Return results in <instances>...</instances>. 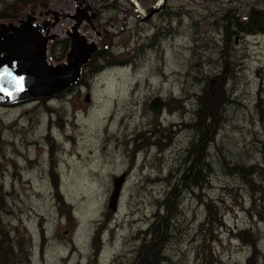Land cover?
<instances>
[{"label": "rangeland", "instance_id": "rangeland-1", "mask_svg": "<svg viewBox=\"0 0 264 264\" xmlns=\"http://www.w3.org/2000/svg\"><path fill=\"white\" fill-rule=\"evenodd\" d=\"M136 1L148 11L159 0ZM87 3L78 18L74 0H0V13L17 8L0 17V56L2 30L23 24L36 28L52 67L69 63L77 21L95 46L77 85L0 105V226L29 264H134L141 234L166 217L162 264H203V243L224 264H264V35L236 29L264 0H166L147 19L129 0ZM156 97L160 115L148 109ZM213 99L222 102L205 156L209 182L192 186L194 171L182 184L183 163L204 162L199 148L186 151L189 127ZM241 232L257 239L255 251Z\"/></svg>", "mask_w": 264, "mask_h": 264}, {"label": "water", "instance_id": "water-1", "mask_svg": "<svg viewBox=\"0 0 264 264\" xmlns=\"http://www.w3.org/2000/svg\"><path fill=\"white\" fill-rule=\"evenodd\" d=\"M77 1H83L86 4L85 0ZM129 1L145 19L157 13L166 2L161 0L154 8L144 11L136 0ZM87 9L89 7L86 5L82 11H79L80 15L77 17L85 16ZM78 26L77 21L72 29L69 65L62 67H52L47 64L44 59V46L39 43L36 28L32 25L23 24L21 28L2 30L9 36L4 41L6 54L0 56V105H10L29 99L51 98L79 83L81 66L88 63L95 46L85 42L76 30ZM86 100L89 102V94L86 95ZM163 106V101L156 97L150 101L148 109L153 115H160ZM124 182L125 174L113 179V191L108 202V207L113 213L117 211Z\"/></svg>", "mask_w": 264, "mask_h": 264}, {"label": "trees", "instance_id": "trees-1", "mask_svg": "<svg viewBox=\"0 0 264 264\" xmlns=\"http://www.w3.org/2000/svg\"><path fill=\"white\" fill-rule=\"evenodd\" d=\"M9 9L12 13L16 12V7H9L6 11L0 13V17H6V14L9 12ZM262 12H258L255 14H251L248 16V19L245 23H242L241 25H237L236 29L242 33V34H251V35H264V10H261ZM236 22V20H235ZM63 45V51L62 54H65V50L68 49V42L62 41ZM97 56H95L96 58ZM93 58L91 62L95 59ZM97 71V69H94ZM94 71V72H95ZM209 93H205L203 96H199V103L201 101L202 109L206 108V101L208 99ZM216 101V102H215ZM221 99H213L212 103L215 104L210 108L212 110L209 114L202 113L201 110L197 112L196 122L192 124L190 129L195 131V138L190 143L189 148H187V153H192L194 149L199 148L198 152L201 154L202 158L204 159V162L200 164L198 167L194 164V159L191 162V165L188 162L183 163L184 169H186L184 176L182 178V184L186 182L187 180V173L186 172H194L196 171V178L193 180L192 186L194 187H201L204 184L209 182L208 176L210 175V165L207 161H205L208 158V147L210 143L214 141V132L216 129L219 128L220 119L214 118V113L219 111L218 106L221 104ZM223 104V103H222ZM201 106V105H200ZM155 139V137L153 138ZM159 142H150V145H159ZM161 149V148H160ZM205 150L206 152L203 153L202 150ZM195 155H192V158H194ZM190 165V166H189ZM241 169V168H240ZM254 167H250V172H255ZM237 172H239L237 170ZM240 173V172H239ZM197 180V181H196ZM252 184V183H250ZM208 206V205H207ZM159 219L161 217H158ZM171 218V217H170ZM170 218H165V222L161 223V226L157 223H155L153 226L151 225L145 232L141 234V238H143V244L141 245L138 253V259L134 264H162L166 260V257L163 255V248L164 244L168 238V235H170L171 227L169 223ZM156 219V218H155ZM211 214L207 212V216L205 219V225L210 224L212 222ZM238 237L241 235L246 236L245 240L243 237H241V240L243 243H246L249 247L255 251L256 245H257V239L254 237L251 239L248 236V232H241L237 234ZM149 236V239L147 237ZM250 244V245H249ZM18 248V249H17ZM20 243L17 245L13 243V240L9 238V235L4 229L0 226V264H29V256L25 251ZM201 252L204 257L203 264H224L221 260L218 258H214L213 251L209 246H206L204 243L201 247ZM206 259V260H205Z\"/></svg>", "mask_w": 264, "mask_h": 264}, {"label": "flooded vegetation", "instance_id": "flooded-vegetation-1", "mask_svg": "<svg viewBox=\"0 0 264 264\" xmlns=\"http://www.w3.org/2000/svg\"><path fill=\"white\" fill-rule=\"evenodd\" d=\"M76 3H77V10H76V13L78 12L79 13V11H82L84 8H85V6L87 5L88 6V3H87V0H85L86 1V4L83 2V1H77V0H74ZM41 6L43 5L44 7H46V5H44V4H40ZM89 7V6H88ZM109 7H112V6H109ZM163 7H164V5H163ZM163 7L161 8V9H163ZM73 11H75V8H73ZM72 29H73V27H72ZM71 34H73V31H72V33ZM71 34H70V36H69V38H71ZM65 41H67L68 42V40H65ZM9 106V105H8Z\"/></svg>", "mask_w": 264, "mask_h": 264}, {"label": "bare ground", "instance_id": "bare-ground-1", "mask_svg": "<svg viewBox=\"0 0 264 264\" xmlns=\"http://www.w3.org/2000/svg\"><path fill=\"white\" fill-rule=\"evenodd\" d=\"M73 4H74V3H73ZM79 29H80V28H78V33L81 34ZM81 35H82V34H81ZM82 36L85 38L86 41H88V40H87V34H86V33H85V35H82ZM67 65H69V63H68ZM90 95H91V94H90Z\"/></svg>", "mask_w": 264, "mask_h": 264}, {"label": "snow or ice", "instance_id": "snow-or-ice-1", "mask_svg": "<svg viewBox=\"0 0 264 264\" xmlns=\"http://www.w3.org/2000/svg\"><path fill=\"white\" fill-rule=\"evenodd\" d=\"M21 80H22V78H21Z\"/></svg>", "mask_w": 264, "mask_h": 264}]
</instances>
